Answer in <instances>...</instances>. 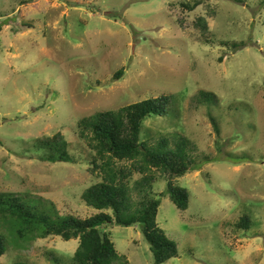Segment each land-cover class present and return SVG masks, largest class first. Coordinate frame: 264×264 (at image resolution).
I'll return each mask as SVG.
<instances>
[{
	"label": "rangeland",
	"instance_id": "rangeland-1",
	"mask_svg": "<svg viewBox=\"0 0 264 264\" xmlns=\"http://www.w3.org/2000/svg\"><path fill=\"white\" fill-rule=\"evenodd\" d=\"M0 26V192L54 216L93 215L81 195L101 173L78 121L169 95L141 137H187L198 169L174 181L186 210L161 175L153 182L156 221L178 249L162 264H264V0H0ZM56 134L73 161L42 160ZM105 230L126 264H154L140 225ZM0 231V264H75L78 239Z\"/></svg>",
	"mask_w": 264,
	"mask_h": 264
},
{
	"label": "trees",
	"instance_id": "trees-1",
	"mask_svg": "<svg viewBox=\"0 0 264 264\" xmlns=\"http://www.w3.org/2000/svg\"><path fill=\"white\" fill-rule=\"evenodd\" d=\"M116 75L120 77L122 71H117ZM203 95L212 96V92L203 91ZM171 99L169 95L147 98L117 109L96 112L78 121L79 137L95 152L91 170L101 173V180L81 195L85 204L96 213L86 218L54 216L27 203L15 193L0 192V228L18 240L30 241L49 236L78 239L72 257L75 264H126L128 260L117 252L105 226L140 225L154 264L177 257L176 242L156 221L164 193L156 197L151 196V192L159 174L165 179V193L175 206L181 210L188 208L187 190L175 185L174 181L198 169L194 147L187 137L181 135L171 139L163 136L155 144H149L141 137L144 120L151 116H166ZM44 143L47 153L41 157L42 160L51 163L73 161L61 134L46 139ZM135 173L139 175L137 178H134ZM133 192L138 197L135 198ZM238 227L249 229V216L243 215ZM4 239V232L0 231V256L5 252Z\"/></svg>",
	"mask_w": 264,
	"mask_h": 264
}]
</instances>
